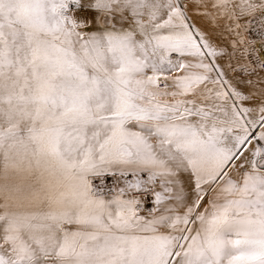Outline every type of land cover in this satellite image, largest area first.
I'll list each match as a JSON object with an SVG mask.
<instances>
[{"label":"snow or ice","instance_id":"6c2138e0","mask_svg":"<svg viewBox=\"0 0 264 264\" xmlns=\"http://www.w3.org/2000/svg\"><path fill=\"white\" fill-rule=\"evenodd\" d=\"M0 264H264V0H0Z\"/></svg>","mask_w":264,"mask_h":264}]
</instances>
